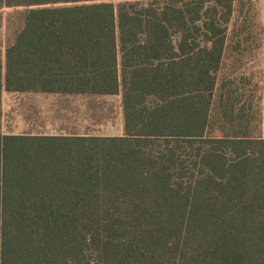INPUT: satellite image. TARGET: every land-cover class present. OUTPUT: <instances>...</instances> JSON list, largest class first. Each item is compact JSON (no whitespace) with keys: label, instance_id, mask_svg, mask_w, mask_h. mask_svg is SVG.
Wrapping results in <instances>:
<instances>
[{"label":"trees","instance_id":"16d2710c","mask_svg":"<svg viewBox=\"0 0 264 264\" xmlns=\"http://www.w3.org/2000/svg\"><path fill=\"white\" fill-rule=\"evenodd\" d=\"M248 5L261 54L253 0H0V264H264ZM4 92L121 95L125 133L6 134Z\"/></svg>","mask_w":264,"mask_h":264},{"label":"rangeland","instance_id":"374dc122","mask_svg":"<svg viewBox=\"0 0 264 264\" xmlns=\"http://www.w3.org/2000/svg\"><path fill=\"white\" fill-rule=\"evenodd\" d=\"M237 6L239 8L240 5ZM249 7L251 6L244 8L241 18L242 22H246L247 25L251 24L249 30L252 31L254 38L249 44L252 47L243 48L238 60L231 57L224 73L228 76L238 75L252 80L251 83H246V92L247 94L253 92L259 97L261 54L256 46L260 41V31L254 19V10L250 12ZM23 11V7L0 9L2 19L0 55L2 57L5 56L6 48L12 42L15 33L23 25ZM238 11L236 17H240ZM240 24L237 25L238 29L242 26ZM231 29L232 33L237 30L233 29V26ZM246 35L247 33L242 34V41ZM233 40L237 41L238 38H233L231 35L230 41ZM244 46L249 45L244 44ZM234 61H237L235 65L239 67L236 73L232 72ZM122 115L121 95L94 97L4 92L3 96V127L6 134H118L121 132Z\"/></svg>","mask_w":264,"mask_h":264},{"label":"crops","instance_id":"0c3cea01","mask_svg":"<svg viewBox=\"0 0 264 264\" xmlns=\"http://www.w3.org/2000/svg\"><path fill=\"white\" fill-rule=\"evenodd\" d=\"M258 12V20L260 23V26L263 28L264 30V0H253ZM261 73H262V83L264 86V37H263V41H262V49H261ZM27 93V92H26ZM30 93V92H28ZM32 93V92H31ZM33 93H38V92H33ZM45 94H54V93H45ZM58 95H63V94H58ZM67 95V94H65ZM69 95V94H68ZM86 96H94V97H107L105 96H99V95H86ZM111 96V95H109ZM112 96H117V95H112ZM263 125H262V137L264 138V90H263ZM122 123H121V132L118 134H109L106 136H122L125 133V127H124V115H122ZM71 134V133H70ZM79 135H88L87 133H77ZM90 135H105V134H90Z\"/></svg>","mask_w":264,"mask_h":264}]
</instances>
